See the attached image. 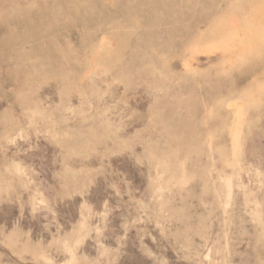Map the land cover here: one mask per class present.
<instances>
[{"label": "rangeland", "instance_id": "obj_1", "mask_svg": "<svg viewBox=\"0 0 264 264\" xmlns=\"http://www.w3.org/2000/svg\"><path fill=\"white\" fill-rule=\"evenodd\" d=\"M0 264H264V0H0Z\"/></svg>", "mask_w": 264, "mask_h": 264}]
</instances>
